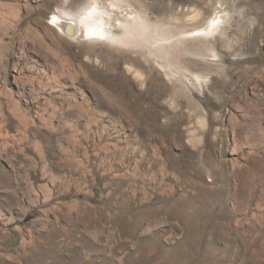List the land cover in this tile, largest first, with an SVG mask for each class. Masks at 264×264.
<instances>
[{"label":"rangeland","instance_id":"obj_1","mask_svg":"<svg viewBox=\"0 0 264 264\" xmlns=\"http://www.w3.org/2000/svg\"><path fill=\"white\" fill-rule=\"evenodd\" d=\"M0 264H264V0H0Z\"/></svg>","mask_w":264,"mask_h":264},{"label":"bare ground","instance_id":"obj_2","mask_svg":"<svg viewBox=\"0 0 264 264\" xmlns=\"http://www.w3.org/2000/svg\"><path fill=\"white\" fill-rule=\"evenodd\" d=\"M103 17V11L94 5H89L84 7L82 12L75 15H71L65 11H60L57 15H53V22L55 23L58 31L70 37L74 36L75 31H77V33L82 31L83 34L88 37L105 38L111 36L112 33L108 27L105 26ZM209 25V28H212L211 31H207L206 29L200 30L198 33L196 32L197 35L201 36L212 33L218 26V21L211 22ZM143 30L146 32L145 27H143Z\"/></svg>","mask_w":264,"mask_h":264}]
</instances>
